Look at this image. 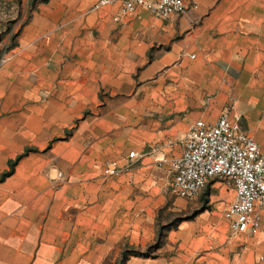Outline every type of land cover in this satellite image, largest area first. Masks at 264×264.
Here are the masks:
<instances>
[{
	"label": "crops",
	"instance_id": "obj_1",
	"mask_svg": "<svg viewBox=\"0 0 264 264\" xmlns=\"http://www.w3.org/2000/svg\"><path fill=\"white\" fill-rule=\"evenodd\" d=\"M186 1L165 20L31 9L0 57V264H264V210L259 233L233 234L232 184L223 210L190 214L200 194L174 196L169 170L190 127L224 113L264 147V0Z\"/></svg>",
	"mask_w": 264,
	"mask_h": 264
},
{
	"label": "built area",
	"instance_id": "obj_2",
	"mask_svg": "<svg viewBox=\"0 0 264 264\" xmlns=\"http://www.w3.org/2000/svg\"><path fill=\"white\" fill-rule=\"evenodd\" d=\"M117 2L126 14H133L141 7L164 20L191 9L186 0H99L96 7ZM184 145L183 154L169 163L171 193L192 200L212 181L227 180L235 197L223 215L232 233L244 229L252 235L259 233L260 212L264 210V147L242 129L239 119H231L228 113L222 114L214 124L196 122L187 132ZM134 156V152L129 154L131 158ZM122 171L114 163L105 174L113 176Z\"/></svg>",
	"mask_w": 264,
	"mask_h": 264
},
{
	"label": "rangeland",
	"instance_id": "obj_3",
	"mask_svg": "<svg viewBox=\"0 0 264 264\" xmlns=\"http://www.w3.org/2000/svg\"><path fill=\"white\" fill-rule=\"evenodd\" d=\"M32 1L23 0L22 4H17L15 1H0V57L14 46L16 35L30 17ZM41 1L43 0H36L35 2L40 3ZM217 183H220L221 188L215 187L213 184L208 185L197 197V200L193 199L194 201L190 205L191 208L193 207L190 208V214L197 211L201 212L205 208L217 214L226 207V201L229 198L228 188L231 184L229 181Z\"/></svg>",
	"mask_w": 264,
	"mask_h": 264
},
{
	"label": "trees",
	"instance_id": "obj_4",
	"mask_svg": "<svg viewBox=\"0 0 264 264\" xmlns=\"http://www.w3.org/2000/svg\"><path fill=\"white\" fill-rule=\"evenodd\" d=\"M35 1H36V0H33V1L31 2L32 8H34V7L36 6V4H37ZM46 1H48V0H43V1H41V2H46ZM15 2H16L17 4H22L23 0H15ZM30 151H33V150H32V149H27V150L25 151V154H23V156H25V155H26L27 153H29ZM21 157H22V156H20V157L17 159L16 162H18V161L20 160ZM16 162H11V167H13V166L15 165ZM9 174H10V172H7V173L3 174L1 180L4 179L5 177H7ZM157 244H158V241H157L156 244H154L153 246L149 247L146 251L136 250V251H133L132 253H134V254H136V255H141V256H146V257L148 256V257H150V256H152V254H151V248L154 247V246H156ZM127 253H128V252L125 251V252L123 253V256L126 257V256H127ZM122 264H123V263H122Z\"/></svg>",
	"mask_w": 264,
	"mask_h": 264
}]
</instances>
